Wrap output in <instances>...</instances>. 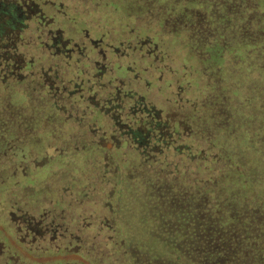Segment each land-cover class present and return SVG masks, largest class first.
<instances>
[{
  "label": "trees",
  "instance_id": "trees-1",
  "mask_svg": "<svg viewBox=\"0 0 264 264\" xmlns=\"http://www.w3.org/2000/svg\"><path fill=\"white\" fill-rule=\"evenodd\" d=\"M64 1L198 95L178 130H97L41 10L0 0V264H264V0Z\"/></svg>",
  "mask_w": 264,
  "mask_h": 264
},
{
  "label": "flooded vegetation",
  "instance_id": "flooded-vegetation-1",
  "mask_svg": "<svg viewBox=\"0 0 264 264\" xmlns=\"http://www.w3.org/2000/svg\"><path fill=\"white\" fill-rule=\"evenodd\" d=\"M22 2L29 13L41 10L38 16L47 27L52 49L65 58L67 69L77 76L78 100L90 102L96 110L93 113L102 118V127L97 130H161L165 118L172 125L166 130H178L175 111L180 92L173 99H159V94L175 86L172 82L162 86L161 76L155 81L148 71L132 68L128 37L123 41L119 37V44L107 39L105 44L106 36L100 37L98 29L87 25L93 20L85 13L86 5H68L64 0ZM76 15L85 18L81 24L71 18ZM74 81L73 77L68 83Z\"/></svg>",
  "mask_w": 264,
  "mask_h": 264
},
{
  "label": "rangeland",
  "instance_id": "rangeland-1",
  "mask_svg": "<svg viewBox=\"0 0 264 264\" xmlns=\"http://www.w3.org/2000/svg\"><path fill=\"white\" fill-rule=\"evenodd\" d=\"M88 17H90L92 20H95L97 17H93L91 14H89V16ZM71 18L75 21V22H78L79 24H81L82 23V21L85 19L84 17H81V18H79L77 15L76 16H71ZM79 19V20H78ZM78 23H77V25H78ZM33 26H34V24H33ZM100 27L102 28V31H101V33L99 32V36L100 37H103V36H106V39L104 40L105 41V44H107L108 42H107V39H112L113 38V36L114 35H116V33H115V31H116V28L115 27H111V25H110V23H102L101 25H100ZM32 33H35V29L34 30H32ZM36 33H38V31L36 30ZM46 36V35H45ZM34 39L36 38V37H33ZM29 49V48H28ZM32 49H35V51H33ZM40 51V52H42L40 49H42V48H40V47H37V48H35V47H33V48H31L30 49V51H29V54L31 55V56H34L35 58H37V59H39V60H41V56H42V54L41 53H39L38 52V50ZM65 61V60H64ZM161 67V66H160ZM162 71V67H161V69H160V71H158V72H156V74H159V72H161ZM162 72H164V71H162ZM194 80H192L191 82L193 83L192 84V88H191V92H188L187 91V93L185 94H183V90L182 91H180V96L179 97H183L184 99H187L188 97L189 98H191V97H195V96H197L198 94L196 93V91H194V89H196V81L198 82V79L196 80L195 79V75L193 74H191L190 75ZM178 79H176V77L174 76V75H172V77H167V78H165V80H164V83H166V82H172L173 83V85L175 86V87H177V85H178V83H176V81H177ZM176 94H177V92L175 91V89H170V90H165L164 92H162L161 94H159V99L161 100V99H165V98H167V97H169V98H173V95H174V97L176 96ZM186 97V98H185ZM177 109L179 108V106L178 107H176ZM165 111H166V109H165ZM168 111V110H167ZM76 131H78V132H82L83 130H76ZM66 130H59V131H57L56 132V134L57 135H55L54 136V138L53 139H51V137L49 138V142H50V144H54V145H58V146H60L61 144H68V145H71V141H69V140H66L64 137H65V134H66ZM74 159H78L77 158V156H76V158H74ZM73 157H71V158H69V160L67 161L68 163L69 162H72L73 160ZM80 159H82V157L80 158ZM81 163H82V160H81ZM3 218H5V216H3ZM1 229L3 230L4 229V224H3V222L1 221V219H0V231H1ZM7 234H8V232H7ZM11 242L12 243H15V240H13V238H11ZM18 249L20 250V252H22V253H24V251H22V249L20 248V247H18Z\"/></svg>",
  "mask_w": 264,
  "mask_h": 264
}]
</instances>
